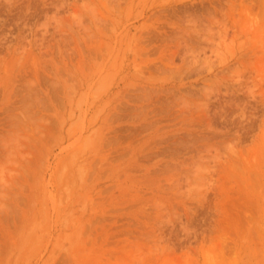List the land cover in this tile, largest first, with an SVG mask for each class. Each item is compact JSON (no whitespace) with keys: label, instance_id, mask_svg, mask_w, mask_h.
<instances>
[{"label":"rangeland","instance_id":"obj_1","mask_svg":"<svg viewBox=\"0 0 264 264\" xmlns=\"http://www.w3.org/2000/svg\"><path fill=\"white\" fill-rule=\"evenodd\" d=\"M262 19L0 0V264H264Z\"/></svg>","mask_w":264,"mask_h":264},{"label":"bare ground","instance_id":"obj_2","mask_svg":"<svg viewBox=\"0 0 264 264\" xmlns=\"http://www.w3.org/2000/svg\"><path fill=\"white\" fill-rule=\"evenodd\" d=\"M260 4L262 5V7L264 8V0H260ZM262 18H263V15H262ZM264 20V19H262ZM260 22V21H259ZM263 28V27H262ZM99 117V116H98Z\"/></svg>","mask_w":264,"mask_h":264}]
</instances>
